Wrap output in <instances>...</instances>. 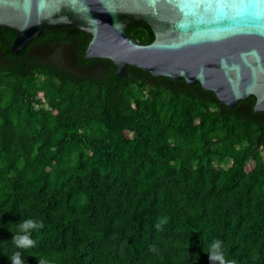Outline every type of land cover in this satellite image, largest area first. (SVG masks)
<instances>
[{"label":"trees","instance_id":"obj_1","mask_svg":"<svg viewBox=\"0 0 264 264\" xmlns=\"http://www.w3.org/2000/svg\"><path fill=\"white\" fill-rule=\"evenodd\" d=\"M140 43L154 33L130 17ZM0 24V264H264V110L183 77L84 56L91 33L43 27L18 52ZM32 217L34 245L11 236ZM160 224L157 228L156 225Z\"/></svg>","mask_w":264,"mask_h":264},{"label":"water","instance_id":"obj_2","mask_svg":"<svg viewBox=\"0 0 264 264\" xmlns=\"http://www.w3.org/2000/svg\"><path fill=\"white\" fill-rule=\"evenodd\" d=\"M130 17L149 23L154 39L126 32ZM0 24L17 30L18 52L43 27L74 25L89 33L84 56L131 64L153 75L199 81L221 103L255 96L264 110V0H0Z\"/></svg>","mask_w":264,"mask_h":264},{"label":"clouds","instance_id":"obj_3","mask_svg":"<svg viewBox=\"0 0 264 264\" xmlns=\"http://www.w3.org/2000/svg\"><path fill=\"white\" fill-rule=\"evenodd\" d=\"M43 226V221L28 217L16 224L15 231H12V240L20 248L34 245L36 241L31 236L33 229H39ZM157 228L160 227L158 223ZM209 258L212 261H219V264H237L235 259H227L224 255L223 241L219 238H213L208 244ZM8 259L11 264H26V260L21 258L20 252H13ZM38 264H55V261L46 257H40Z\"/></svg>","mask_w":264,"mask_h":264}]
</instances>
